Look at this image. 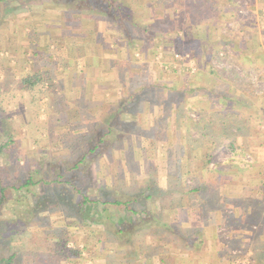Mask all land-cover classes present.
<instances>
[{"label": "rangeland", "instance_id": "1", "mask_svg": "<svg viewBox=\"0 0 264 264\" xmlns=\"http://www.w3.org/2000/svg\"><path fill=\"white\" fill-rule=\"evenodd\" d=\"M206 2L168 3L179 11L91 36L102 43L98 53L119 54L115 64L128 83L120 105L135 111L124 121L114 119L116 97L106 98L100 115L91 109L74 116L65 108L58 78L66 82L76 68L70 63L86 58L63 47L82 36L73 17L50 2L18 0L17 14L0 5V258L12 257L11 264H264V0ZM198 9L214 19L207 42H198L204 34L193 26ZM35 73L40 82L22 90L20 82ZM76 73L82 82L81 67ZM108 129L105 145L89 154ZM30 177L34 185L23 188ZM73 185L92 199L136 198L131 210L138 217L148 209L181 236L151 221L114 236L111 221L109 228L104 217L80 225L63 205L32 215L33 195L51 199L66 187L75 202ZM148 185L151 198H138ZM108 208L109 217L131 216L123 206Z\"/></svg>", "mask_w": 264, "mask_h": 264}, {"label": "crops", "instance_id": "2", "mask_svg": "<svg viewBox=\"0 0 264 264\" xmlns=\"http://www.w3.org/2000/svg\"><path fill=\"white\" fill-rule=\"evenodd\" d=\"M118 1L120 2L122 1L123 3H127L128 1H130L132 4H134V7L132 8V10H130L131 11L130 17L132 18V21L134 20L137 22L142 21V23L144 24L147 23L146 19H151V18L159 19L165 16L167 17L172 16L174 13L177 12L178 9L168 7L167 4L168 3L171 4L172 2H178L180 0H118ZM202 5H207L206 0H198V7ZM170 9H173L172 12L169 11ZM174 9L177 10L174 11ZM197 15H198V23H195V25L193 26L198 27V33H202L205 35V36L203 35L200 38V41L198 42L210 41L208 40L209 37L207 38L206 34H210L214 31V26H213L214 19H212V16L204 17L202 13L199 11V9ZM240 16H244V15H240ZM102 18H104V16L98 9L93 11L90 10L84 11L80 21L76 20L75 18L74 20H72L73 23H71V25H73L74 27L84 28L82 31L77 32L82 36L74 39V42H72V40L68 41L67 43L65 42V46L63 47L68 49L72 53L76 51V53L73 54L74 56H79L83 54L85 55L84 57L86 58H82V59L80 58L70 63L73 65V67L76 68L73 69V71L71 72L72 76H70L66 82L64 81L63 84L61 83V79L58 78V82H59L58 87L63 92L62 97L66 100L65 108L67 109L69 114H73L74 116H76V114L80 116L81 113L85 114V112H88L91 109H94L93 111L97 110L95 114L100 115L101 105H103L102 109H104V112L106 111L105 108L107 107L108 104L107 103L108 99L106 98L108 96L116 97V100L118 99V101L114 106L115 109L113 115L114 118L116 117V120H118L122 118V116L124 115L126 116L130 114H134L132 112L134 110L131 109L130 111H126L127 108L123 107L124 105H120L121 98L119 96L122 93H124L125 90H127L126 88H128V83H126V78H125L126 74H124L123 71H120L116 67L115 63L117 60L116 59L117 53L114 54L98 53L97 50L101 52L100 49L102 43H100L99 41L95 42L94 38L91 37L95 33H99L100 35L104 34L105 32H107L108 28L112 29V27H110L107 24V22ZM246 24L248 28L251 27V24L249 23ZM106 25L108 26L107 28L105 27ZM54 39H57V37H55ZM18 42H16V45H18L17 47L20 48V43ZM39 49L40 48H37V52L35 53L36 58H39V54H38ZM117 50L119 52L120 49ZM99 54L103 56L102 59H100L97 56ZM117 57H119V54H117ZM18 59L17 61H20V64L22 65L21 60ZM102 60L105 62H103ZM118 61L120 62V59H118ZM7 63H4V66L11 67L13 66L11 64H15L9 62ZM79 67H81V71H82V76H81L82 82L80 83L75 77L77 74L76 71L78 70ZM77 78L80 79V77ZM64 89L66 93L64 92ZM142 91H143V87L142 90L139 89L136 90V92L139 94L142 93ZM135 94L134 97H138L139 94L138 95ZM96 104L99 105V108H96L97 107ZM79 116L77 118H79ZM122 120L123 118L120 119V121ZM170 122H172L173 124L175 123L173 121ZM167 128L168 127H166V129ZM178 135L181 136L179 132Z\"/></svg>", "mask_w": 264, "mask_h": 264}, {"label": "trees", "instance_id": "3", "mask_svg": "<svg viewBox=\"0 0 264 264\" xmlns=\"http://www.w3.org/2000/svg\"><path fill=\"white\" fill-rule=\"evenodd\" d=\"M25 2H31L32 0H24ZM22 0V2L24 3ZM40 2H50L54 5H56V9H58L60 12L63 13L64 16H71L73 19L75 18L78 20V18H82V14L84 11H93V10H98L103 14L104 19L107 24L110 27L114 26H120L125 28V24L127 25L129 22L131 23L132 18L130 17V13L132 8L134 7V4H132L130 1L127 3H123L122 1L118 0H37ZM4 5V12L9 14V13H16V4H18V0H0V5ZM105 10V11H104ZM19 13V12H17ZM16 13V14H17ZM14 15V14H13ZM69 17V18H71ZM14 18V16H13ZM1 20L4 18H0ZM126 31L124 30V34L128 35L125 33ZM38 75H33V77H28L23 79L20 82V86L22 90L29 91L36 84H38L40 81ZM34 80V81H33ZM33 81V82H32ZM116 120V117L114 118ZM111 135V129H108L106 133H102L100 136H98L97 143L95 144H90L88 148V153H94L95 150L100 149L101 145H105L106 141L104 138L107 137V135ZM106 136V137H105ZM11 142L10 140L8 141V145ZM5 148L3 145L0 146V152ZM84 163V161L82 162ZM78 167V165H75V169ZM65 185L71 184L70 182H65ZM152 184V183H151ZM34 185L31 181V177L27 179L24 184L22 185L23 188L28 189ZM195 191V189H193ZM191 190L190 192H192ZM0 205L2 204V201L4 199V189L0 186ZM28 192L30 190H27ZM69 192L67 191L66 187L65 189L62 188L61 191H57L54 193V197L50 198H43L39 197L37 198L36 196L33 195L35 199L34 203V208L32 210V215L35 216L36 213H39L43 210H45L49 204H55L56 206H66L68 211L73 212L77 217L78 220L80 221L79 224L81 225H86V224H96L99 223L102 220V217L106 219L105 222H101L102 225H105L106 227L109 226L108 221H111L112 229H113V234L114 236H119L121 235L124 231H128L130 228L134 227L137 228V230L142 229L143 227L151 226L152 224H156V226L161 227L159 230L164 231L166 233L170 234H176L178 236H181V234L174 229V227L166 224V223H161L159 219H156L155 215L149 211L148 209H143L141 211L140 217L137 216V213L131 210V208H135L137 199H129L126 201H121V200H100L98 198L92 199L90 198L83 190H81L79 187H75L73 185L72 187V192L76 194V201L74 202L73 199L69 197ZM104 193V191H101ZM153 193V187L152 185H148L142 193L139 194L138 198L141 199H149L151 198ZM50 199V201H48ZM74 202V203H73ZM107 206V208H106ZM115 206H123L125 207V211L130 212L131 216H129L126 220L121 219V218H114L113 216L109 217V208L108 207H115ZM142 216V217H141ZM110 219V220H109ZM100 220V221H98ZM87 221L89 223H87ZM149 221L153 222L151 225ZM138 224H141L139 227ZM109 228V227H108ZM72 255L76 254V251H70ZM12 257L9 258H0V264H11Z\"/></svg>", "mask_w": 264, "mask_h": 264}]
</instances>
